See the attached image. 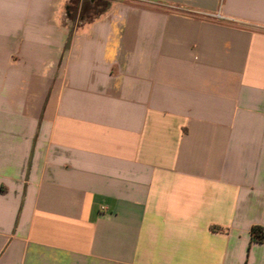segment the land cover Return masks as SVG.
Listing matches in <instances>:
<instances>
[{"label":"crops","instance_id":"crops-1","mask_svg":"<svg viewBox=\"0 0 264 264\" xmlns=\"http://www.w3.org/2000/svg\"><path fill=\"white\" fill-rule=\"evenodd\" d=\"M70 1L0 0V264H264V0Z\"/></svg>","mask_w":264,"mask_h":264},{"label":"trees","instance_id":"trees-1","mask_svg":"<svg viewBox=\"0 0 264 264\" xmlns=\"http://www.w3.org/2000/svg\"><path fill=\"white\" fill-rule=\"evenodd\" d=\"M95 0H84L80 2V0H71L69 4L65 8V16L69 21H74L77 18V13L79 11L80 4L86 3V6H90ZM72 5V6H71ZM109 6V2H103L100 4H96L95 7L91 8L94 11V17L98 16L104 10H106ZM98 9H100L98 11ZM93 17V18H94ZM83 16L80 15L79 19L82 20ZM250 241L251 242H262L264 238V231L259 226H252L249 231Z\"/></svg>","mask_w":264,"mask_h":264},{"label":"rangeland","instance_id":"rangeland-1","mask_svg":"<svg viewBox=\"0 0 264 264\" xmlns=\"http://www.w3.org/2000/svg\"><path fill=\"white\" fill-rule=\"evenodd\" d=\"M110 2L111 0H95L94 2H91L92 4L90 6H86L87 4H80L79 11L77 13V18L74 21H71V25H78L79 23L85 22L90 20L94 17V11L91 10V8L95 7L96 4H100L103 2ZM72 6V5H71ZM100 9H98L99 11ZM82 15V20L79 19V16Z\"/></svg>","mask_w":264,"mask_h":264}]
</instances>
